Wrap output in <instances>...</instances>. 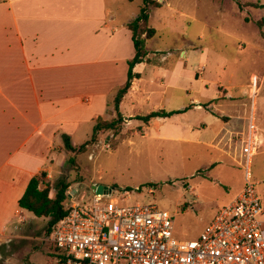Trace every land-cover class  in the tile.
Listing matches in <instances>:
<instances>
[{"label":"rangeland","instance_id":"obj_1","mask_svg":"<svg viewBox=\"0 0 264 264\" xmlns=\"http://www.w3.org/2000/svg\"><path fill=\"white\" fill-rule=\"evenodd\" d=\"M153 1L160 5L150 11V27L157 34L146 49L155 53L152 60L159 68L147 64L140 68L139 84L145 94L136 98L137 104L125 101L123 115L145 116L157 108L188 110L159 129H147L137 117L133 124L132 119H124L120 131L99 134L86 152L55 154L57 169L46 183L65 181L70 186L67 195L80 193L75 197L79 204L90 203L93 186L111 190V198L122 206L155 204L174 217L175 237L192 241L241 193L245 172L240 165V132L233 130L222 141V135L213 139L211 114L191 105L197 98L204 103L206 92L216 97L219 86L249 90L257 77V118H264V0ZM112 2L123 21L133 20L144 6V0ZM173 70L178 73L176 82L170 81ZM169 84L172 88H167ZM192 122L193 131L183 129ZM202 122L209 127H202ZM85 141L75 137L73 144L81 146ZM251 175L264 206V144L253 158ZM48 223V218L35 217L20 238L0 244V264H54L57 252L45 241Z\"/></svg>","mask_w":264,"mask_h":264},{"label":"crops","instance_id":"obj_2","mask_svg":"<svg viewBox=\"0 0 264 264\" xmlns=\"http://www.w3.org/2000/svg\"><path fill=\"white\" fill-rule=\"evenodd\" d=\"M133 20L123 21L112 0H0V244L20 238L24 227L34 224L35 216L25 213L19 200L33 177L45 172L52 180L57 169L53 156L66 150L63 136L78 147L73 139L88 142L97 119L114 118L115 97L127 81L128 61L135 56L127 28ZM154 55L148 52L146 61L136 65L134 73L141 77L120 105L131 124L143 116H124L123 104L134 105L145 94L140 68L147 64L158 69ZM177 74L173 70L170 81L176 82ZM219 90L211 98L206 92L204 103L195 99L191 108L211 114L213 139L222 135V141L233 130L242 136L251 113L249 90ZM160 110L165 109L155 111ZM258 111L256 99V123L263 132L264 118H257ZM169 119L148 125L137 121L147 129H159ZM201 126L209 127L205 122ZM183 129L193 131L194 123Z\"/></svg>","mask_w":264,"mask_h":264},{"label":"built area","instance_id":"obj_3","mask_svg":"<svg viewBox=\"0 0 264 264\" xmlns=\"http://www.w3.org/2000/svg\"><path fill=\"white\" fill-rule=\"evenodd\" d=\"M258 92L254 77L248 127L241 136L245 186L198 239L178 240L174 217L155 204L122 206L112 191L98 195L93 189L90 203L79 204L80 193L69 192L68 214L45 240L63 257L55 264H264V206L251 175L264 144L255 115Z\"/></svg>","mask_w":264,"mask_h":264},{"label":"trees","instance_id":"obj_4","mask_svg":"<svg viewBox=\"0 0 264 264\" xmlns=\"http://www.w3.org/2000/svg\"><path fill=\"white\" fill-rule=\"evenodd\" d=\"M154 5L156 7L160 6L153 0H144V6L141 8L139 15L127 25L128 30L132 33L135 56L132 60L128 61L127 81L124 86L119 89L114 100V109L117 113V118L110 121H105L102 118L97 119L91 139L78 147H74L71 143L70 137L64 135V145L69 152L74 154L77 152L84 153L90 145L97 143L99 134L109 131H120V127L124 123V118L120 112V105L124 97L130 91L133 81L135 79H140L141 77L140 74L134 73V68L136 65L142 64L146 61L148 56L146 49L147 42L152 40L157 34L156 30L150 27V11L151 7ZM183 112L185 111L167 112L165 110H160L152 112L147 116L137 118L144 124L148 125L153 120L169 118L177 114H182ZM71 160L74 161V159ZM46 178L47 174L43 172L39 176H35L31 179L24 195L19 200V207L32 213L35 217L48 218L49 237L53 228L68 214L65 203L68 200L67 192L70 186L63 180L57 182L55 185H50L48 181L46 183ZM42 186L44 187L42 188ZM150 187L152 186L150 185ZM127 191L131 190L128 189ZM52 193H54L53 197H51ZM54 249L57 252L54 256L55 260L61 261L63 257L58 254L56 248Z\"/></svg>","mask_w":264,"mask_h":264},{"label":"water","instance_id":"obj_5","mask_svg":"<svg viewBox=\"0 0 264 264\" xmlns=\"http://www.w3.org/2000/svg\"><path fill=\"white\" fill-rule=\"evenodd\" d=\"M92 189L98 194V195H103L106 193H110L111 190L104 186H93Z\"/></svg>","mask_w":264,"mask_h":264}]
</instances>
